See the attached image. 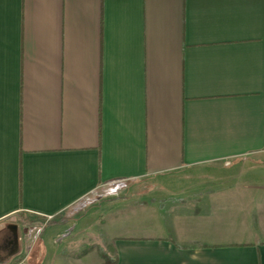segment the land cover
Returning <instances> with one entry per match:
<instances>
[{
    "label": "crops",
    "instance_id": "crops-1",
    "mask_svg": "<svg viewBox=\"0 0 264 264\" xmlns=\"http://www.w3.org/2000/svg\"><path fill=\"white\" fill-rule=\"evenodd\" d=\"M94 195L115 264H264V0H0V231Z\"/></svg>",
    "mask_w": 264,
    "mask_h": 264
},
{
    "label": "rangeland",
    "instance_id": "rangeland-1",
    "mask_svg": "<svg viewBox=\"0 0 264 264\" xmlns=\"http://www.w3.org/2000/svg\"><path fill=\"white\" fill-rule=\"evenodd\" d=\"M189 202L181 200L185 205ZM103 204L97 195L81 201L74 211L62 215L64 228L50 241L43 238L46 222L14 217L0 231V264H85V253H98V247L113 257L107 248L111 244L100 232Z\"/></svg>",
    "mask_w": 264,
    "mask_h": 264
},
{
    "label": "trees",
    "instance_id": "trees-1",
    "mask_svg": "<svg viewBox=\"0 0 264 264\" xmlns=\"http://www.w3.org/2000/svg\"><path fill=\"white\" fill-rule=\"evenodd\" d=\"M107 248L109 249L108 251L115 252V248L112 245H108ZM97 249L99 256L103 260V264H115L117 262V258L111 257L103 248L98 247Z\"/></svg>",
    "mask_w": 264,
    "mask_h": 264
},
{
    "label": "built area",
    "instance_id": "built-area-1",
    "mask_svg": "<svg viewBox=\"0 0 264 264\" xmlns=\"http://www.w3.org/2000/svg\"><path fill=\"white\" fill-rule=\"evenodd\" d=\"M225 164H226V165H230V164H231V161H230V160H226V161H225Z\"/></svg>",
    "mask_w": 264,
    "mask_h": 264
},
{
    "label": "water",
    "instance_id": "water-1",
    "mask_svg": "<svg viewBox=\"0 0 264 264\" xmlns=\"http://www.w3.org/2000/svg\"><path fill=\"white\" fill-rule=\"evenodd\" d=\"M30 264V263H29Z\"/></svg>",
    "mask_w": 264,
    "mask_h": 264
}]
</instances>
